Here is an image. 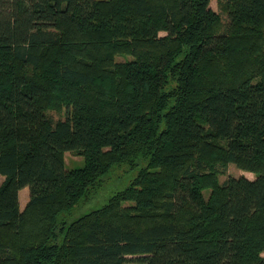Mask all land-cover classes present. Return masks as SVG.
I'll return each mask as SVG.
<instances>
[{
  "label": "trees",
  "instance_id": "16d2710c",
  "mask_svg": "<svg viewBox=\"0 0 264 264\" xmlns=\"http://www.w3.org/2000/svg\"><path fill=\"white\" fill-rule=\"evenodd\" d=\"M210 1L0 0V264H264V0Z\"/></svg>",
  "mask_w": 264,
  "mask_h": 264
},
{
  "label": "rangeland",
  "instance_id": "374dc122",
  "mask_svg": "<svg viewBox=\"0 0 264 264\" xmlns=\"http://www.w3.org/2000/svg\"><path fill=\"white\" fill-rule=\"evenodd\" d=\"M210 6L213 9L219 11L220 9L217 6L216 0L210 1ZM223 18L225 15L223 14ZM123 56V57H121ZM127 57L125 54H121L118 58ZM49 114L54 118H62L64 116L63 110H49ZM64 166L67 169L81 167L84 164V158L78 152L75 151H66L63 154ZM142 163H137L135 166H129L128 164H114L108 172L103 175V178L99 184L91 193L88 200L81 202L75 205L71 210L67 212H62L59 214L60 221L64 223H69L71 220L75 219L84 212H88L91 209L100 207L104 204L109 196L117 190H121L129 185L132 179L138 173L139 168L142 166ZM239 176L245 175L248 177H253L254 172L247 170L238 166L237 164L230 163L224 169V172L219 175L221 180L225 179L227 176ZM0 175V182L2 180ZM28 197V187H23L19 190V205L23 208ZM129 203V202H127ZM61 236L58 237L60 240ZM264 254V253H262Z\"/></svg>",
  "mask_w": 264,
  "mask_h": 264
}]
</instances>
